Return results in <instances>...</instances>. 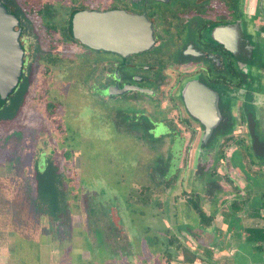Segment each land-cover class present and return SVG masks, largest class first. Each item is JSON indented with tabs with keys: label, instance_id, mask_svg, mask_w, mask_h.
I'll list each match as a JSON object with an SVG mask.
<instances>
[{
	"label": "rangeland",
	"instance_id": "374dc122",
	"mask_svg": "<svg viewBox=\"0 0 264 264\" xmlns=\"http://www.w3.org/2000/svg\"><path fill=\"white\" fill-rule=\"evenodd\" d=\"M29 32L32 38L37 36ZM263 45L261 40L264 59ZM28 72L32 80L38 75L34 66ZM54 73L56 86L51 89L66 91L71 77ZM91 82L80 80L73 92L64 94L56 110L60 112H53L62 124L58 131L35 96V81L21 93L25 92L24 107L18 105L19 91L10 100L17 103L0 112V264H181L182 253L175 243L188 248L201 243L182 233L202 226L187 200L196 193L204 208L202 197L218 186L217 179L227 183L226 177L213 178L208 171L219 144L212 150L203 148L199 134L191 143L187 138L176 144L152 139L145 115L138 116L141 123L123 119L145 107L143 96L108 98L98 113L94 100L86 98ZM176 128L188 137V128ZM237 130L243 137L246 129ZM40 147L51 149L47 167L57 165L53 173L59 203H55L62 211L55 216L35 192ZM42 157L39 166L45 165ZM216 171L240 181L227 161H220ZM256 172L247 179L259 177L260 183ZM242 248L249 252V246Z\"/></svg>",
	"mask_w": 264,
	"mask_h": 264
},
{
	"label": "flooded vegetation",
	"instance_id": "af4514ba",
	"mask_svg": "<svg viewBox=\"0 0 264 264\" xmlns=\"http://www.w3.org/2000/svg\"><path fill=\"white\" fill-rule=\"evenodd\" d=\"M0 1L17 20L14 30L19 31V43L23 49L21 79L17 88L3 103L4 106L16 104L17 102L11 103L14 99L10 102L12 96L19 91L21 94L25 88L27 92L26 85L35 81V96L43 102L46 117L56 122L58 131L62 124L55 120L54 113L60 112L56 110L61 107L64 94L73 92L74 85L80 80H92L87 88L86 98L94 100L98 113L100 109H104L108 98L123 101L131 94L143 96L147 101L145 107L125 114L123 119L141 123L137 118L145 115L147 133L152 139L159 142L170 139L176 144L183 143L187 138V142L191 143L197 134L202 139L203 134L200 136V131L204 130L202 119L198 116L201 113L198 108L205 105L201 93L203 90L190 86L189 82L194 80L218 94L220 119L213 130L225 118H229L232 124L230 134L242 140L243 137H238V130L235 128L236 121L241 119L247 125L249 136L253 137L252 127L258 121L252 108V97H245V114L237 115L241 117L238 119L233 114L235 103L232 100L238 98V93L246 85L249 65L245 60L255 54L258 57L261 54L263 60L262 51H257L250 38L249 28L257 25V31L264 33V0H256L251 13L253 19L249 14V0ZM112 10L145 16L152 33L150 47L122 55L90 47L85 44L90 40L83 41L75 35L73 20L76 14L84 13L88 16L84 27L90 37L88 28L92 27V16ZM260 18L261 24L256 22ZM30 30L37 35L35 38L31 37ZM263 38L264 36L257 35L255 40L261 43L259 40L264 42ZM33 66L38 73L34 80L28 72ZM108 66L111 68L109 71ZM234 66L240 74L235 73ZM261 67L264 68V63H261ZM55 71L71 77L66 91L59 93L55 90L54 93V89H51V85L56 86L53 85L56 84L55 81H52ZM237 80H241L239 85ZM112 88L113 91L110 92ZM24 93L21 94L18 104L23 107ZM186 98L195 105L196 114L188 109ZM18 108L17 106L13 109ZM177 126L188 128V137L182 135ZM159 128L163 131H156ZM224 137L223 134L217 136L212 146L208 147L209 150L221 143ZM254 141L253 139L252 142ZM50 151L51 149L46 151L43 147L38 150L35 175L44 174L47 170L54 172V165L57 168L54 162L47 167L50 162L46 161V156ZM41 154L44 166H39Z\"/></svg>",
	"mask_w": 264,
	"mask_h": 264
},
{
	"label": "crops",
	"instance_id": "0c3cea01",
	"mask_svg": "<svg viewBox=\"0 0 264 264\" xmlns=\"http://www.w3.org/2000/svg\"><path fill=\"white\" fill-rule=\"evenodd\" d=\"M255 2L256 0H249L248 2L250 15H252ZM250 17L253 19L254 16ZM256 22L261 24V18L256 20ZM256 28L257 25L251 26L249 35H251L250 38L257 51L261 53V43H258L255 39L257 35L259 37L261 35L264 36V33H259ZM259 41L261 42V40ZM263 61L264 59L261 60V54L259 57L258 54H255V56L250 55L245 60V63L249 65L246 85L238 93V98H233L237 100V102L235 101L233 114L243 116L245 114L243 103L245 97H252L251 103L255 118L258 121L256 125L258 132L253 130V137L251 138L247 132V125L243 124L241 119L237 120L238 122L236 121L235 124L236 130L239 127L246 129L245 134L241 135L243 136L244 146L240 148L236 143H233L230 145L229 152L228 146L226 148L227 151L225 150L224 158H220L215 167L217 149H214L211 157L213 166L211 165L208 171L213 178H218V176H221V178L226 177L227 183L217 179L218 186L214 187L209 195L205 194V198L202 197L204 208L205 205L208 206L207 212L209 213L205 211L201 203L200 207L205 215L210 217L211 222L209 224L202 222V226H195V231L193 232L189 230L182 231V233H186L192 238H198L201 242L195 245L194 248L189 247L191 251L197 254V258L192 264H264V240L248 239L250 235L248 228L259 229L264 234V151L262 149L264 144V88H261V83L264 81V68L261 67V63H264ZM239 117L237 116L236 118L238 119ZM253 133L257 135V138ZM253 139L255 140L254 142H252ZM253 143H256V145L254 146ZM220 161H227L231 164L232 169L237 172L240 178L238 180L240 181L236 182L235 177L230 178L228 174L219 175L216 168L219 166ZM252 172H256V175L260 176V183L257 180L259 177L247 179V175H251L250 173ZM194 188L198 189L199 192H201V189L203 192H207L206 187L200 188V186L194 185ZM186 223L190 224L191 228V223ZM244 245L249 246V252L243 250L242 246ZM239 256H242V258L239 259ZM182 259L179 261L181 264Z\"/></svg>",
	"mask_w": 264,
	"mask_h": 264
},
{
	"label": "water",
	"instance_id": "95a60500",
	"mask_svg": "<svg viewBox=\"0 0 264 264\" xmlns=\"http://www.w3.org/2000/svg\"><path fill=\"white\" fill-rule=\"evenodd\" d=\"M86 20H88V16L84 13L76 14L73 20V29L75 35L81 40H90L89 43H85L90 47L127 55L146 50L152 44L150 43L152 39L151 27L145 16L131 15L119 10L102 12L92 16V27L88 28L91 33L90 37L88 36L89 32L84 27V21ZM16 21L15 16L9 13L0 1L1 103H4L8 96L17 88L22 75L23 49L19 43V31L14 30ZM223 44L225 45V43ZM189 84L192 88L200 87L203 90L201 93L205 105L198 108L201 112L198 116L204 124L200 141V145H203L220 119L217 107L218 94L197 81L193 80ZM109 91H113V88ZM186 105L190 111L197 113L194 110L195 105L187 98Z\"/></svg>",
	"mask_w": 264,
	"mask_h": 264
},
{
	"label": "trees",
	"instance_id": "16d2710c",
	"mask_svg": "<svg viewBox=\"0 0 264 264\" xmlns=\"http://www.w3.org/2000/svg\"><path fill=\"white\" fill-rule=\"evenodd\" d=\"M234 70L236 74H240L236 70L235 66H234ZM237 81H239L237 83L239 85L241 80H237ZM13 105L15 104H12L11 106ZM3 108L5 109L2 111ZM8 108L9 107H6V105L4 106L3 103L0 102V112L7 111ZM10 109H13V108H10ZM1 118L2 117H0V119ZM257 129H258L257 126L253 125L252 131L253 130L257 131ZM231 132H232L231 121H229V118H225V120H223V122H221L219 126H217L213 130L212 136L210 137L208 142L203 144L202 146L203 148L212 146L217 136H220L222 134L225 135L222 142L219 144V149L217 151V156H216V160L214 163V167L217 165L220 158H224V153L228 146H230L233 143H236L237 146H239L240 148L244 146V143L242 142V140H238L237 137L232 136L230 134ZM256 138H257V135H256ZM255 145L256 143L254 144V146ZM262 149L264 151V144H263ZM260 151H261V138H260ZM37 177L38 178H36V188H35L36 195L38 198L42 199L43 203L49 209V212L51 213V215L55 216L56 211H60V210L62 211V208H60V206L56 205L55 203V202L59 203V200L56 197L58 194L56 191V187L54 185L55 175L52 171L47 170L46 172H44V174H38ZM187 201L191 203V206L195 209V211L197 212V214L201 218V221L204 224H209L211 222L210 217L206 216L203 210L201 209L199 198L196 193L194 194L191 193L188 196ZM248 231H250V235L248 237L249 240H264V234H262L259 229L248 228ZM175 246L177 249L180 248L181 250L182 257H183L182 264H192L197 258V254L194 251H191V249H189L187 246L181 243H175Z\"/></svg>",
	"mask_w": 264,
	"mask_h": 264
}]
</instances>
